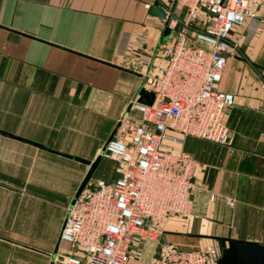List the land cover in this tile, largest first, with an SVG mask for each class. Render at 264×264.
<instances>
[{
    "label": "crops",
    "instance_id": "crops-1",
    "mask_svg": "<svg viewBox=\"0 0 264 264\" xmlns=\"http://www.w3.org/2000/svg\"><path fill=\"white\" fill-rule=\"evenodd\" d=\"M147 4L185 12L175 0H0V130L44 146L0 133V264H62L81 254L61 239L90 170L75 157L102 154L86 185L114 180L104 144L140 96L143 60L161 63L171 34ZM233 38L239 52L217 84L235 97L225 113L230 143L183 136L173 145L198 163L192 213L171 216L165 227L164 239L182 250L221 247L218 238L264 246V15ZM25 233L39 235L25 242ZM240 249L245 264H264V254Z\"/></svg>",
    "mask_w": 264,
    "mask_h": 264
},
{
    "label": "built area",
    "instance_id": "built-area-1",
    "mask_svg": "<svg viewBox=\"0 0 264 264\" xmlns=\"http://www.w3.org/2000/svg\"><path fill=\"white\" fill-rule=\"evenodd\" d=\"M175 3L185 12L181 18L163 6L162 26L172 30L160 45L163 61L142 62L144 88L153 93V102L134 99L117 118L103 152L116 163L115 178L90 182L69 204L61 239L81 254H68L62 264H126L146 253V264H218L219 244L182 250L164 239L171 216L192 213L198 168L190 154L173 145L182 144L183 136L230 143L225 113L235 97L217 84L228 57L239 52L234 32L255 25L264 15V0ZM137 39L144 42L145 34Z\"/></svg>",
    "mask_w": 264,
    "mask_h": 264
},
{
    "label": "water",
    "instance_id": "water-1",
    "mask_svg": "<svg viewBox=\"0 0 264 264\" xmlns=\"http://www.w3.org/2000/svg\"><path fill=\"white\" fill-rule=\"evenodd\" d=\"M148 13L154 17H157L159 19H165L167 18V12L165 11V9L160 6V5H157V4H151V6L149 7L148 9ZM181 18H183V15L181 16ZM181 24H178L174 30L176 32H179L181 30ZM165 32L166 33H171L172 30L169 29V28H165ZM121 69H124V70H128L126 68H123L121 66H117ZM130 71V70H128ZM153 99H154V95L152 92L146 90L145 88H142L141 91H140V96L138 98V100L140 102H143V103H147V104H151L153 102ZM0 133L3 134V135H6V136H10V137H13V138H16V139H20V140H23L25 142H28V143H31V144H34L36 146H39V147H44L42 144L40 143H37V142H33L31 140H28L26 138H22V137H19V136H16V135H13L9 132H6L4 130H0ZM77 160L81 161V162H84L88 165H90V170L87 174V176L85 177L82 185L80 186L78 192H77V195L82 191V189L86 186V184L88 183L89 179L91 178L95 168L97 167L98 163L100 162V160L102 159V154L98 156V158L94 161H91V160H88V159H84V158H81V157H75ZM218 240L220 241V244H221V248H222V254H221V257L219 258L218 260V264H245L243 262V260H239L240 259V252H241V249H240V246L241 245H245V246H248L249 249H254L256 251V253L258 254L257 256V259H260L261 258V254H264V246H261L255 242H245V241H241V240H235V239H231V238H218ZM226 241L229 242V248H227L225 245H226ZM50 264H54V261H51Z\"/></svg>",
    "mask_w": 264,
    "mask_h": 264
},
{
    "label": "rangeland",
    "instance_id": "rangeland-1",
    "mask_svg": "<svg viewBox=\"0 0 264 264\" xmlns=\"http://www.w3.org/2000/svg\"><path fill=\"white\" fill-rule=\"evenodd\" d=\"M181 10V9H180ZM128 78H131L132 80L134 79V77H131V76H129ZM143 81V88H144V82H145V80L143 79L142 80ZM108 141V140H107ZM106 141V142H107ZM106 144V143H105ZM105 144H104V147H105ZM103 152H104V150H103ZM91 155V159H94L95 160V158L97 157L98 158V155H101V154H90ZM96 158V159H97ZM94 179H95V177H92V180L94 181ZM165 227H166V225H165ZM165 227H164V229H165ZM20 236H23V238H22V240H24L25 242H28L29 240H31V237H34V236H38L39 234L38 233H25V234H19ZM139 258V257H138ZM143 258V257H142ZM141 258V259H142ZM10 260H11V257H10Z\"/></svg>",
    "mask_w": 264,
    "mask_h": 264
},
{
    "label": "bare ground",
    "instance_id": "bare-ground-1",
    "mask_svg": "<svg viewBox=\"0 0 264 264\" xmlns=\"http://www.w3.org/2000/svg\"><path fill=\"white\" fill-rule=\"evenodd\" d=\"M150 6H151V5H150ZM150 6H149V7H150ZM149 7H148V9H149ZM162 7H163V6H162ZM165 11H166V10H165ZM156 18H157V17H156ZM165 19H166V18H165ZM165 19H159V20H160V21H163V20H165Z\"/></svg>",
    "mask_w": 264,
    "mask_h": 264
}]
</instances>
